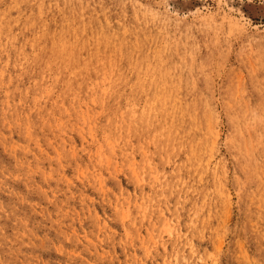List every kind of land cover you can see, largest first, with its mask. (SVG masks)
Segmentation results:
<instances>
[{
  "label": "rangeland",
  "instance_id": "1",
  "mask_svg": "<svg viewBox=\"0 0 264 264\" xmlns=\"http://www.w3.org/2000/svg\"><path fill=\"white\" fill-rule=\"evenodd\" d=\"M0 187V264H264V0H0Z\"/></svg>",
  "mask_w": 264,
  "mask_h": 264
},
{
  "label": "bare ground",
  "instance_id": "2",
  "mask_svg": "<svg viewBox=\"0 0 264 264\" xmlns=\"http://www.w3.org/2000/svg\"><path fill=\"white\" fill-rule=\"evenodd\" d=\"M39 35V34H38ZM17 39V38H16ZM7 40V39H6ZM16 41V40H15ZM13 46V45H12ZM15 46V45H14ZM15 52V51H14ZM10 63V62H9ZM20 64V63H19ZM17 67V66H16ZM70 72V71H69ZM13 73V72H12ZM100 73V72H99ZM40 76V75H39ZM106 76V75H105ZM108 76V75H107ZM59 79V78H58ZM39 80V79H38ZM55 80V79H54ZM68 80V79H67ZM84 81V80H83ZM128 81V80H127ZM132 81V80H131ZM130 81V82H131ZM43 83V82H42ZM111 84V83H110ZM139 84V83H138ZM37 85V84H36ZM83 85V84H82ZM112 85V84H111ZM19 86V85H18ZM140 86V85H139ZM166 86V85H165ZM164 86V87H165ZM123 88V87H122ZM73 90V89H72ZM149 90V89H148ZM10 91V90H9ZM78 91V90H77ZM112 91V90H111ZM22 92V91H21ZM37 92V91H36ZM131 92H132V90H131ZM145 92V91H144ZM163 92V91H162ZM13 93V92H12ZM64 95V94H63ZM118 95V94H117ZM157 96H159V95H157ZM118 97V96H117ZM9 98V97H8ZM133 98V97H132ZM157 98V97H156ZM168 98V97H167ZM23 99V98H22ZM56 99V98H55ZM138 99V98H137ZM160 100V99H159ZM165 100V99H164ZM64 101V100H63ZM134 101V100H133ZM157 101H158V99H157ZM25 102V101H24ZM159 102V101H158ZM162 102V101H161ZM170 102V101H169ZM118 103H119V101H118ZM172 103H173V101H172ZM74 104V103H73ZM159 104H161V103H159ZM4 105V104H3ZM18 105V104H17ZM41 105V104H40ZM135 105V104H134ZM149 105V104H148ZM73 106V105H72ZM88 106V105H87ZM118 107V106H117ZM172 107V106H171ZM177 107V106H176ZM62 108V107H61ZM129 108V107H128ZM144 108V107H143ZM13 110V109H12ZM81 110V109H80ZM110 110V109H109ZM44 111V110H43ZM69 111V110H68ZM155 111V110H154ZM6 112V111H5ZM148 112V111H147ZM16 113H18V112H16ZM37 113H38V111H37ZM161 113V112H160ZM177 113V112H176ZM150 114V113H149ZM158 114V113H157ZM163 114V113H162ZM45 115V114H44ZM109 115V114H108ZM28 116V115H27ZM42 116V115H41ZM46 116V115H45ZM169 116V115H168ZM13 117V116H12ZM83 117V116H82ZM133 117H134V115H133ZM153 117V116H152ZM123 118V117H122ZM131 118V117H130ZM136 118V117H135ZM166 118V117H165ZM185 118V117H184ZM83 119V118H82ZM140 119V118H139ZM7 120V119H6ZM12 120V119H11ZM17 120V119H16ZM61 120V119H60ZM5 121V120H4ZM73 121V120H72ZM139 121V120H138ZM151 121V120H150ZM11 122V121H10ZM32 123V122H31ZM30 123V124H31ZM62 123V122H61ZM153 125V124H152ZM95 126V125H94ZM133 126V125H132ZM81 127V126H80ZM117 130V129H116ZM12 131V130H11ZM130 131V130H129ZM4 132V131H3ZM84 133V132H83ZM96 133V132H95ZM8 134V133H7ZM30 134V133H29ZM72 134V133H71ZM134 138V137H133ZM100 139V138H99ZM102 141V140H101ZM4 142V141H3ZM54 142V141H53ZM100 142V141H99ZM73 143V142H72ZM71 143V144H72ZM80 143V142H79ZM2 144V143H1ZM11 144V143H10ZM14 144V143H13ZM109 144V143H108ZM17 145V144H16ZM76 145V144H75ZM141 145V144H140ZM42 146V145H41ZM151 146V145H150ZM115 147V146H114ZM207 147V146H206ZM77 148V147H76ZM6 150V149H5ZM260 150V149H259ZM107 152V151H106ZM139 152V151H138ZM9 153V152H8ZM148 154V153H147ZM151 155V154H150ZM147 156V155H146ZM189 156V155H188ZM45 157V156H44ZM41 159V158H40ZM44 159V158H43ZM247 159V158H246ZM179 160V159H178ZM28 161V160H27ZM6 162V161H5ZM138 163V162H137ZM109 164V163H108ZM107 164V165H108ZM172 164V163H171ZM153 165V164H152ZM64 166V165H63ZM80 166V165H79ZM33 167V166H32ZM51 167V166H50ZM99 167V166H98ZM120 167V166H119ZM147 167V166H146ZM83 168V167H82ZM58 169V168H57ZM123 169V168H122ZM245 169V168H244ZM30 171V170H29ZM37 172V171H36ZM136 172V171H135ZM144 172V171H143ZM59 173V172H58ZM57 175V174H56ZM9 176V175H8ZM30 176V175H29ZM47 176V175H46ZM95 176V175H94ZM97 176V175H96ZM138 177V176H137ZM117 178V177H116ZM155 178H157V177H155ZM154 178V179H155ZM186 178V177H185ZM90 179V178H89ZM108 179V178H107ZM55 181V180H54ZM93 181V180H92ZM8 182V181H7ZM33 182V181H32ZM45 182V181H44ZM39 183V182H38ZM121 183V182H120ZM66 184V183H65ZM203 184V183H202ZM68 185V184H67ZM81 185H82V183H81ZM101 185H102V183H101ZM11 186V185H10ZM13 187V186H12ZM0 189H2L1 187H0ZM13 189V188H12ZM17 189V188H16ZM27 189V188H26ZM68 189V188H67ZM81 189V188H80ZM161 189V188H160ZM198 189V188H197ZM28 190V189H27ZM32 190H33V188H32ZM36 190V189H35ZM60 190V189H59ZM66 190V189H65ZM123 190V189H122ZM61 191V190H60ZM97 192V191H96ZM244 192V191H243ZM97 193H99V192H97ZM25 194V193H24ZM210 194V193H209ZM17 195V194H16ZM55 196V195H54ZM74 196V195H73ZM137 196V195H136ZM148 196V195H147ZM57 198V197H56ZM137 198V197H136ZM54 199V198H53ZM3 200V199H2ZM23 201H24V199H23ZM28 201V200H27ZM67 201V200H66ZM97 201V200H96ZM126 201V200H125ZM154 201V200H153ZM162 201V200H161ZM118 202V201H117ZM145 202V201H144ZM83 203V202H82ZM92 203V202H91ZM37 205V204H36ZM87 205H89V204H87ZM139 205V204H138ZM225 205V204H224ZM44 206V205H43ZM213 206V205H212ZM70 207V206H69ZM158 207V206H157ZM68 208V207H67ZM124 208V207H123ZM200 208V207H199ZM93 209V208H92ZM85 211V210H84ZM75 212V211H74ZM60 213V212H59ZM124 213V212H123ZM39 214V213H38ZM55 217V216H54ZM84 217V216H83ZM50 218V217H49ZM179 218V217H178ZM11 219V218H10ZM22 219V218H21ZM42 219V218H41ZM44 219V218H43ZM75 219V218H74ZM138 219V218H137ZM146 219V218H145ZM17 220V219H16ZM23 220V219H22ZM66 220V219H65ZM48 221V220H47ZM124 221V220H123ZM81 222V221H80ZM73 223V222H72ZM125 223V222H124ZM9 224V223H8ZM40 225V224H39ZM243 226V225H242ZM146 227H148V226H146ZM27 228V227H26ZM102 228V227H101ZM58 228H56V230H57ZM67 229V228H66ZM101 230V229H100ZM105 230V229H104ZM115 231V230H114ZM160 233V232H159ZM42 234V233H41ZM155 234V233H154ZM118 235V234H117ZM165 235V234H164ZM214 235V234H213ZM225 235V234H224ZM80 237V236H79ZM155 237V236H154ZM37 238V237H36ZM39 238V237H38ZM88 238V237H87ZM93 238V237H92ZM132 238V237H131ZM149 238V237H148ZM182 239V238H181ZM65 241V240H64ZM163 241V240H162ZM206 242V241H205ZM84 243V242H83ZM118 243V242H117ZM164 243V242H163ZM28 245V244H27ZM169 245V244H168ZM200 245V244H199ZM63 246V245H62ZM137 246V245H136ZM38 247V246H37ZM102 248V247H101ZM161 248V247H160ZM184 248V247H183ZM78 249V248H77ZM53 251V250H52ZM198 255V254H197ZM6 256V255H5ZM9 256V255H8ZM118 256V255H117ZM194 256V255H193ZM38 258V257H37ZM139 258V257H138ZM132 261V260H131ZM185 262V261H184ZM123 263V262H122ZM130 264V263H129Z\"/></svg>",
  "mask_w": 264,
  "mask_h": 264
}]
</instances>
